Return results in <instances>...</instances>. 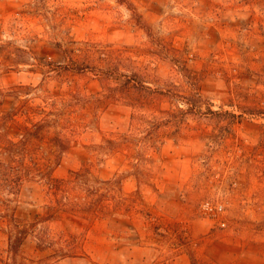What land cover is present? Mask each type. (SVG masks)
Segmentation results:
<instances>
[{
	"label": "clouds",
	"instance_id": "9594fccd",
	"mask_svg": "<svg viewBox=\"0 0 264 264\" xmlns=\"http://www.w3.org/2000/svg\"><path fill=\"white\" fill-rule=\"evenodd\" d=\"M0 49V264H264V0H0Z\"/></svg>",
	"mask_w": 264,
	"mask_h": 264
},
{
	"label": "trees",
	"instance_id": "16d2710c",
	"mask_svg": "<svg viewBox=\"0 0 264 264\" xmlns=\"http://www.w3.org/2000/svg\"><path fill=\"white\" fill-rule=\"evenodd\" d=\"M5 103V100L0 101V129H3L4 134L7 135L13 132L14 126H17L13 121L18 110H3ZM19 131H21V129L17 126L16 132ZM23 131L25 132V142L22 145L24 150H27L29 146L47 144L49 150L59 153L69 147L62 139L52 137L49 134L48 127L45 125H33L30 129H23ZM0 139H2V137H0ZM82 175L84 181L87 182V175Z\"/></svg>",
	"mask_w": 264,
	"mask_h": 264
},
{
	"label": "rangeland",
	"instance_id": "374dc122",
	"mask_svg": "<svg viewBox=\"0 0 264 264\" xmlns=\"http://www.w3.org/2000/svg\"><path fill=\"white\" fill-rule=\"evenodd\" d=\"M0 55H3V50L0 49ZM5 100V105L3 106V110L9 111V110H15V108L12 107V102L4 99ZM254 108L259 107L258 105H253ZM264 110V109H261ZM17 131V126L13 127V132ZM257 134L264 137V129H257ZM257 231H261L264 232V223H260L258 225L255 226Z\"/></svg>",
	"mask_w": 264,
	"mask_h": 264
}]
</instances>
